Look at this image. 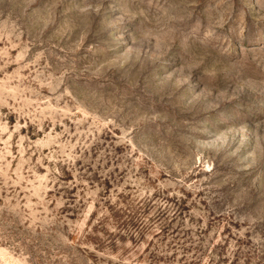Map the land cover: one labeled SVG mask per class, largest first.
Segmentation results:
<instances>
[{
	"label": "rangeland",
	"instance_id": "1",
	"mask_svg": "<svg viewBox=\"0 0 264 264\" xmlns=\"http://www.w3.org/2000/svg\"><path fill=\"white\" fill-rule=\"evenodd\" d=\"M0 264H264V0H0Z\"/></svg>",
	"mask_w": 264,
	"mask_h": 264
}]
</instances>
